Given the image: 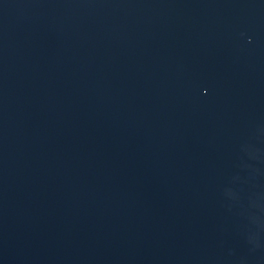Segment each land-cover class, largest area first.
<instances>
[{"label":"water","instance_id":"obj_1","mask_svg":"<svg viewBox=\"0 0 264 264\" xmlns=\"http://www.w3.org/2000/svg\"><path fill=\"white\" fill-rule=\"evenodd\" d=\"M0 264H264V0H0Z\"/></svg>","mask_w":264,"mask_h":264}]
</instances>
